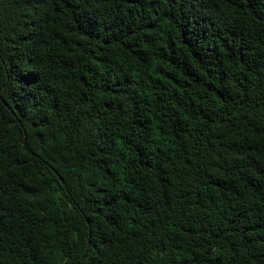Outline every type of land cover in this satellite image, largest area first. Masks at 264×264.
Here are the masks:
<instances>
[{"label": "trees", "instance_id": "trees-1", "mask_svg": "<svg viewBox=\"0 0 264 264\" xmlns=\"http://www.w3.org/2000/svg\"><path fill=\"white\" fill-rule=\"evenodd\" d=\"M0 264H264V0H0Z\"/></svg>", "mask_w": 264, "mask_h": 264}]
</instances>
